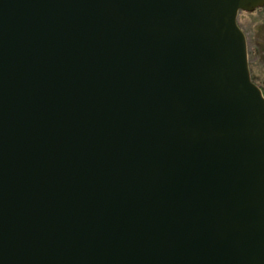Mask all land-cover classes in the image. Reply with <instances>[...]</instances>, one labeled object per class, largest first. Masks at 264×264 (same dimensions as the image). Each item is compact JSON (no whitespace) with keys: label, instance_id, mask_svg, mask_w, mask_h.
<instances>
[{"label":"water","instance_id":"obj_1","mask_svg":"<svg viewBox=\"0 0 264 264\" xmlns=\"http://www.w3.org/2000/svg\"><path fill=\"white\" fill-rule=\"evenodd\" d=\"M264 0H0V264H264Z\"/></svg>","mask_w":264,"mask_h":264},{"label":"rangeland","instance_id":"obj_2","mask_svg":"<svg viewBox=\"0 0 264 264\" xmlns=\"http://www.w3.org/2000/svg\"><path fill=\"white\" fill-rule=\"evenodd\" d=\"M240 18L242 25L248 30L252 42L255 44L257 42V45L260 47L261 55L258 57L259 59H257V63L264 66V9L254 14H243ZM261 70V68L257 67L259 73H261ZM258 81L260 84H264V74H262V77H259Z\"/></svg>","mask_w":264,"mask_h":264},{"label":"flooded vegetation","instance_id":"obj_3","mask_svg":"<svg viewBox=\"0 0 264 264\" xmlns=\"http://www.w3.org/2000/svg\"><path fill=\"white\" fill-rule=\"evenodd\" d=\"M263 9L264 8H260V9L255 10L254 12H251V13L241 11L238 15V24H239L240 28L243 30V32L245 33L246 38H247L249 69H250L251 79L257 86H259V88H261V90L264 93V84H260V82L258 81L259 77H262V74H264V66H262V64H260V63H257V59H259L258 57L261 55L260 47L257 45V42H256V44L254 42H252V40H251L252 38H251L248 30L245 28V26L242 25V21L240 18V16L243 14H254L256 12L262 11ZM257 65H259V66H257ZM254 66H256V67H254ZM257 67L262 69L261 73H259L257 71Z\"/></svg>","mask_w":264,"mask_h":264}]
</instances>
